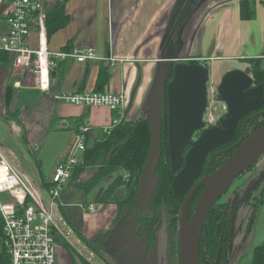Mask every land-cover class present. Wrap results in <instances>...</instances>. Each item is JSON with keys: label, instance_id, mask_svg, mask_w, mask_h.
<instances>
[{"label": "crops", "instance_id": "0c3cea01", "mask_svg": "<svg viewBox=\"0 0 264 264\" xmlns=\"http://www.w3.org/2000/svg\"><path fill=\"white\" fill-rule=\"evenodd\" d=\"M178 1H47V11L58 3H64L69 14L63 28L47 35L49 48L59 51L75 46L94 47L99 57L79 63L73 59L58 62L51 73L49 92L39 88L37 73L24 72L21 83L26 88L43 92L52 113L50 121L54 118L58 130H61L59 133L55 130L51 134L45 133L43 146L47 150L58 146L56 150L59 157L66 153L67 148L68 153L78 141L80 129L84 125H89L86 138L92 144L102 134V128L117 117L112 109L105 106H76L56 98V95L66 92L99 91L97 79L102 68L110 71L109 83L104 90H124L126 118L129 121L134 120L141 110H149L156 97L162 48ZM249 1L253 5V15L250 20H245L241 18V0H191L190 12L179 24L167 50L176 58L200 59L208 64L209 69L215 60L240 61L250 67L247 60L260 58L264 65V3ZM29 40L32 46L36 45V29ZM111 53L117 58L112 63L108 60ZM67 137L71 140L67 141ZM64 140L67 141L65 145ZM58 204L62 212V216H58L63 220L60 224L64 234H56L55 264H111L112 260L106 251L101 248L95 250L92 245L101 235L113 230L118 204L114 201L99 203L95 205L98 208L95 212L85 208L83 202H74L72 196L65 202L60 198ZM125 243L126 240L119 248H124L122 245ZM241 251L238 249L233 256L237 258V264H242L238 261L244 254ZM238 254L240 256L237 257ZM137 259L135 256V264ZM231 262L232 259L229 264Z\"/></svg>", "mask_w": 264, "mask_h": 264}, {"label": "water", "instance_id": "95a60500", "mask_svg": "<svg viewBox=\"0 0 264 264\" xmlns=\"http://www.w3.org/2000/svg\"><path fill=\"white\" fill-rule=\"evenodd\" d=\"M190 1H178L168 37L162 48L161 70L156 86L157 95L152 100L148 115L153 141L144 165L140 188L141 197L142 194L146 195V205H150L159 181L158 179L156 181L155 177L162 144L163 116L169 124V151L173 172H176L182 163L184 147L188 144L191 146L185 155L183 168L172 179V192L175 197L182 199L185 197L180 207L178 220L180 255L177 264H200L203 228L213 206L227 193L237 177L253 167L264 156L263 124L247 138L242 133L240 141L230 147H236V150L226 162L211 174L207 171L201 176L212 149L233 141L237 136L240 120L249 113L264 107V85L262 83L254 85L255 78L251 76V67L231 69L225 72L217 91L219 98L228 106V116L219 119L220 126L206 128L203 118L208 107L207 87L210 69L202 63L192 64L185 60H176V57L167 50L179 24L190 12ZM263 113L264 111H260L255 115L259 116ZM199 130H202L200 137L192 141L194 133ZM210 163L211 161L206 163L208 167ZM196 181L198 182L195 183ZM263 181L264 170L244 191L240 203L247 200ZM194 183L195 185L192 186ZM201 188L190 214L192 200ZM132 231L133 225L127 224L114 229L111 239L127 241Z\"/></svg>", "mask_w": 264, "mask_h": 264}, {"label": "built area", "instance_id": "2783aa9c", "mask_svg": "<svg viewBox=\"0 0 264 264\" xmlns=\"http://www.w3.org/2000/svg\"><path fill=\"white\" fill-rule=\"evenodd\" d=\"M47 1L0 0V52L13 55L16 73H37L39 88L43 92L51 90V73L58 62L73 59L79 63L99 58L94 47L75 46L59 51L49 48L46 25L48 11L45 9ZM258 1L264 3V0ZM35 29L38 41L32 46L29 38ZM108 60L112 63L117 58L111 53ZM209 91L213 89L209 90L208 81L210 96ZM56 96L76 106H105L112 109L117 117L102 128V133L107 135L126 118L124 90L66 92ZM214 120L213 114L207 113L204 118L206 127H211ZM88 127H81L78 141L68 156H61L49 179L38 186L21 169L16 155L6 152L0 141V247L9 257V261L2 264H55L56 234L61 233V229L55 220L53 206L68 184L73 167L78 164L86 147ZM87 209L95 212L97 207L90 204Z\"/></svg>", "mask_w": 264, "mask_h": 264}, {"label": "trees", "instance_id": "16d2710c", "mask_svg": "<svg viewBox=\"0 0 264 264\" xmlns=\"http://www.w3.org/2000/svg\"><path fill=\"white\" fill-rule=\"evenodd\" d=\"M240 5L241 18L250 20L253 15V5L249 0H241ZM68 17L69 14L67 10H65L64 3H59L50 8L46 18L47 35L63 28ZM13 60L14 57L9 52H0V63L6 68H13ZM247 62L250 63L252 76H254L255 82L264 85V65L262 59L252 58L247 60ZM109 77V69L102 68L97 79V90H104V87L109 83ZM9 89L10 88H8V90ZM6 98L11 99L9 92L6 94ZM163 125L165 126L164 123ZM161 137L162 144L156 165V176L159 181L155 189V195L149 205L150 209H146L147 206L143 205L140 195L141 177L153 141L151 124L148 121L147 115L137 120H124L120 122V124L112 130L110 135L102 133L92 144L89 139L86 138V147L82 151L78 164L73 167V173L67 182L68 184L61 192V195L62 199L66 200L71 196H75V190L83 188L84 194L87 196L90 192L97 189L104 179L118 172V174L113 177L112 182L101 190L97 200L99 203H110L114 200L119 189L123 188V190L126 191V196L116 202L119 211L114 220V229L123 227L127 225V222H130L134 224L132 232L133 237L137 233H141L140 227L144 225L147 237L150 238V242H153L152 237L155 232V227L160 220L162 210H164L167 223L168 264H177L180 255L178 220L181 211L180 207L183 201L173 194L171 177L168 178L167 175L170 169V165L167 162L170 151L169 136L166 127L161 130ZM225 160L223 162H225ZM87 172H92V174L86 181L82 182V185L81 180L86 176ZM193 204L194 202L192 205ZM89 205L87 207H89ZM192 205L190 207V214L194 209ZM224 205V203L218 201L213 206V209L205 221L206 223L203 228L200 247V264L220 263L216 262L220 243L219 232L226 227L228 223L224 213ZM109 237V232L101 235L92 247L95 250L101 248L104 251H108L109 244H107V242ZM128 241L129 239L122 247L127 246L126 244H128ZM117 253L120 254L119 252ZM8 261L9 257L5 254L4 249L0 247V264ZM250 264H264V242L257 245L255 248L254 256Z\"/></svg>", "mask_w": 264, "mask_h": 264}, {"label": "rangeland", "instance_id": "374dc122", "mask_svg": "<svg viewBox=\"0 0 264 264\" xmlns=\"http://www.w3.org/2000/svg\"><path fill=\"white\" fill-rule=\"evenodd\" d=\"M176 60H185L192 64L204 63L200 59L190 60L189 58H176ZM247 66L248 64L242 63L240 61L228 62L217 60H215L211 65L209 75V90L213 89V93L209 91V98H213V100L209 102L210 107L208 113L213 114L215 119L217 116L225 114V106L223 101L219 98V92L217 91V87L222 81L224 73L227 72L228 68L230 67H232V69H244ZM23 75V73H16L14 68H6L0 63V141H2L6 152L16 155V161L21 169L26 172L31 182L38 186L43 184V181H47L49 179L50 175L54 172V167L58 159L60 158L57 154L58 151L56 150L58 146H54L53 148H49L47 150V148L43 146V137L45 133L51 134L53 130L58 131L57 133H59L61 130H58L57 125L53 121L54 118L52 121H50V116L52 113L50 111L49 104L45 100L46 97L44 98L42 95L43 92L40 89L34 90L24 87L21 83ZM8 88L11 90H8ZM7 91L10 93L11 99L6 98V94H8ZM145 110H141L134 120L145 117L146 115L148 116L150 108L147 111ZM125 121H129V119L125 118ZM48 128L49 130L47 131ZM7 131L8 133L6 134L5 132ZM240 132L241 130H239V135ZM59 136H62V134ZM66 139L67 141L71 140L68 137ZM67 141H63L64 145L67 143ZM67 149L66 153H63L64 156H68L69 152L67 153ZM28 152L30 153L27 154ZM25 154L28 156L26 157ZM263 170L264 156L261 157L253 167L241 174V176L237 177L234 183L227 190V193L219 200L220 202H225L226 205L228 199H232V197H235L236 195L240 196L237 205V225L234 235L236 245H241L240 250H243L241 252H244L243 256L238 259V261L242 262V264L248 263L251 259V256H254L253 253L254 249L257 247L256 245L258 243L264 242V181L260 186H258V188H256L254 191V197L252 199H250L248 202L247 200H244L242 203H240V200L244 195V191L256 181V178H258ZM92 172H89L90 174L87 172L86 176L82 178L81 183L86 181ZM117 173L104 179L102 184L97 187V189L90 192L87 196L84 194L83 188H78L75 190L74 192L76 193L75 196H73L74 202H83L85 208H87V206L91 203L98 205L99 202L97 200L101 190L106 188L112 182L113 177L116 176ZM155 178L157 181V176ZM125 194L126 191H124L123 188L119 189L113 201L117 202L118 200L123 199L126 196ZM60 198H62V195ZM59 199L56 200L53 210L55 212V220L59 226V229H61L60 232L64 234L60 224L63 220L59 219V216H62V212L58 204ZM141 199L143 201V205H146V195L142 194ZM66 200L63 199V202ZM126 224H131L134 227V224L130 222H127ZM113 230L109 231L110 237L108 238L107 244H113V248L116 249L117 244H119V247H121V244L124 240L111 239ZM166 233L167 226L166 223H163L158 228L156 233L158 246L156 251L157 254L154 256L155 264H167L168 254L166 252ZM253 247L255 248L253 249ZM238 256H240V254H238L237 257ZM235 259L232 258L231 264H237ZM126 261L129 264L134 262L133 254L128 253L126 256ZM251 262L252 261H250L248 264ZM110 263L113 264L112 261H110Z\"/></svg>", "mask_w": 264, "mask_h": 264}, {"label": "flooded vegetation", "instance_id": "af4514ba", "mask_svg": "<svg viewBox=\"0 0 264 264\" xmlns=\"http://www.w3.org/2000/svg\"><path fill=\"white\" fill-rule=\"evenodd\" d=\"M207 65L206 63H202ZM251 76H252V72H251ZM254 85H258L255 80H254ZM208 89V87H207ZM209 102H210V98H209V93H208V107L204 113V118L208 113L209 110ZM161 106H162V100L160 101ZM223 104L225 106V114L221 115V116H217V118L214 120L215 122L211 125V126H220V121L219 119L221 118H225L228 116V106L226 104L225 101H223ZM260 111H264V107L249 113L248 115L244 116L239 124H238V128H237V136L236 138L231 141L226 143V145L220 146L218 148L212 149V152L208 155L206 162H205V166L203 169V172L201 174V176L208 171L209 174H211L213 171H215L218 167H220L221 165H223V163L226 162V160L234 153V151L236 150L234 148H230L232 146H234L237 142L240 141V138L242 136V133L245 135V138L249 137L250 135H252V133L254 132V130L260 126H262L264 124V113L262 115H255L257 112ZM168 115V112H167ZM203 118V121H204ZM162 122L165 124V126L162 124V129L166 127L167 132H168V127L169 124L167 122V120L164 119V117L162 116ZM207 128V127H206ZM239 130H241L240 135H239ZM243 131V132H242ZM202 133V130L197 131L196 133H194V137L192 139V141H196L197 138L200 137V134ZM191 146L188 144L184 147V151H183V160L182 163L178 166L176 172H173L172 169V165L170 162V154L168 156L167 162L170 165V169L167 172L168 178L171 177V186H172V179L173 177L183 168L184 166V162H185V155L187 154V152L189 151L188 149ZM224 151V152H223ZM219 152H223L220 153ZM226 159V160H225ZM225 160V162H223ZM208 161H211V165L208 167V164H206ZM160 174V173H159ZM161 175V174H160ZM200 176V177H201ZM199 180V179H198ZM198 181H196L195 183H197ZM195 183L192 185L194 186ZM191 186V187H192ZM260 186V185H259ZM258 188V187H256ZM202 190L199 189L198 190V194L194 197V199L192 200V203L196 201L198 195L200 194V191ZM255 191V190H254ZM254 191L252 192V194L249 196V198L247 199V202L252 199L254 197ZM245 193V192H244ZM239 198L240 196L236 195L235 197H232V199H228L227 204L224 205V213L225 216L227 218L226 221H228L226 227H224L222 230H220V243H219V247H218V255L216 257V262H220L219 264H229V262L231 261V259L233 258V256L236 254V252L238 251V249H240V246L235 244V231H236V225H237V221H236V217H237V210H238V202H239ZM181 199L183 202L185 200V197L179 198ZM235 201V204H234ZM182 202V203H183ZM220 202V201H219ZM191 203V205H192ZM220 203H224L225 202H220ZM190 205V207H191ZM194 205V204H193ZM192 205V207H193ZM146 209H150L149 205H146ZM180 214V213H179ZM166 223L165 220V211L162 210L161 215H160V220L157 222V225L155 227V232L153 234V242H150V238L147 237V232L145 229V226L142 225L141 228V233H137L135 236L132 237V233L128 236V239L130 238V240L128 241V244H126L127 248L126 249H119V244H117L116 249L113 248V244L109 245V249L108 251H106L108 258H110L114 263L119 264H129L126 261V256L128 255V253L133 254V260L135 259V256L137 259L136 264H155L154 262V256L157 254V238H156V233L158 228L163 224ZM167 226V223H166ZM166 240H167V247H168V237H167V233H166ZM179 242V241H178ZM114 250V251H113ZM117 252H119L120 254H118ZM166 252H167V248H166ZM168 254V252H167ZM131 264H135L134 262H132ZM167 264H168V256H167Z\"/></svg>", "mask_w": 264, "mask_h": 264}]
</instances>
